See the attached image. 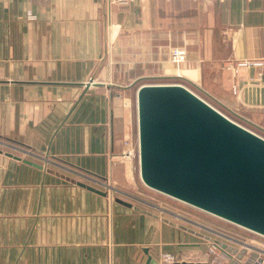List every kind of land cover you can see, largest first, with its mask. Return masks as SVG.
I'll return each mask as SVG.
<instances>
[{"label": "crops", "instance_id": "crops-1", "mask_svg": "<svg viewBox=\"0 0 264 264\" xmlns=\"http://www.w3.org/2000/svg\"><path fill=\"white\" fill-rule=\"evenodd\" d=\"M177 76L264 137V0H0V264H161L204 249L163 221L178 219L112 195L134 183L124 98Z\"/></svg>", "mask_w": 264, "mask_h": 264}, {"label": "water", "instance_id": "water-1", "mask_svg": "<svg viewBox=\"0 0 264 264\" xmlns=\"http://www.w3.org/2000/svg\"><path fill=\"white\" fill-rule=\"evenodd\" d=\"M136 115L139 177L147 188L264 237L263 137L230 120L181 84L140 85ZM5 156L20 160L9 153ZM116 202L132 207L119 199ZM196 235L235 255L236 261L230 264H251L257 258L251 253L242 262L245 248L238 250ZM146 264L158 262L148 256Z\"/></svg>", "mask_w": 264, "mask_h": 264}, {"label": "rangeland", "instance_id": "rangeland-1", "mask_svg": "<svg viewBox=\"0 0 264 264\" xmlns=\"http://www.w3.org/2000/svg\"><path fill=\"white\" fill-rule=\"evenodd\" d=\"M135 1L136 0H134L133 2ZM125 7L127 6H124L122 8H125ZM134 12L137 14L136 15L137 17L139 10L136 8ZM141 17H145V16H143L142 14ZM174 70H175L174 73L176 76L177 70H180V69H177L176 67H174ZM144 84H181V85H184L191 92L195 93L197 96L202 98L204 101L209 103L211 106L219 110L216 106L208 102V100L205 99L202 94H200L198 91L191 88L186 82L178 78H162L156 82H146ZM139 86L135 85L134 87H132L131 91L127 93L126 97L124 98L125 104L127 105L126 108L128 110V116H129L128 129H127L128 139L132 142V145L134 148V156H131L130 158L132 159V162H133L134 183L132 184L131 187H127V188L122 187L121 190L128 192L129 195H132V196H129L127 194L125 195L119 190L117 191L115 190V193H113L112 195L116 196L120 200L129 202L131 204L138 203L141 207L151 210L152 212H158V213L160 212L161 215H163L165 218H170V220L171 219L174 220L176 218L178 220L174 222L175 224L177 223L182 227H185L187 229L189 228V230H193L196 234H201L203 236H207L209 238L218 240L220 242H227L225 244L230 245L237 249H239L240 247L239 243L241 245L243 243L244 245L246 244L245 247H247V249L249 250H253V248H258L264 251V238L263 237L255 235L254 233L244 231L243 229L235 225H232L224 220L211 216L198 209H195L177 200H174L158 192H155L147 188L141 182V179L139 177L138 157L136 154V142H137L136 89ZM224 115L227 116L230 120L236 122L230 116L226 114ZM4 145L5 144H3V146H0V148L3 150H6L3 147H8V146L7 145L4 146ZM112 191L114 192V189ZM125 196H127L128 198H126ZM218 233L227 235L228 237H232L234 238L235 241L232 243H229L230 241H227V239L224 236H221ZM196 236H197V239L195 240H197V243L198 242L201 243L204 249L203 248L195 249L196 250L195 254L191 256V259H187L185 254H182L181 256H179L178 259L184 260V264H191L193 262H194L193 264H201L200 262H204L203 264H212V261L214 259L211 256V254H209L208 252V247H209L208 243L211 241L201 239L202 237L199 235H196ZM195 247H198V246H195ZM246 252L248 253L247 250ZM188 262H191V263H188ZM242 262H244V260ZM217 264H226V263H224V261L221 260V262L217 261Z\"/></svg>", "mask_w": 264, "mask_h": 264}, {"label": "built area", "instance_id": "built-area-1", "mask_svg": "<svg viewBox=\"0 0 264 264\" xmlns=\"http://www.w3.org/2000/svg\"><path fill=\"white\" fill-rule=\"evenodd\" d=\"M133 1L134 0H105V2L109 8L111 6H114V5L119 6V7L128 6ZM205 1H210V0H205ZM220 1L223 2L225 0H220ZM27 17L29 19L33 18V16L30 13H27ZM168 57H169L170 63L173 64L177 69H179V66H181L182 64H184L186 62V50H185V48H182V47L181 48L180 47L171 48L169 51ZM226 67H227V69H229V70L233 71L235 74H237L241 69H245V68H251V67L262 68L263 63L262 62H252V61H239V62L228 61V62H226ZM177 77H181V76H177ZM124 145H125L126 149L123 152V156L125 158H131V156H134V148H133L132 142L129 139H126L124 141ZM138 151H139V148H138V137H137V142H136L137 157H138ZM111 201H113L112 197H111ZM243 230L247 231L245 229H243ZM247 232H249V231H247ZM218 234L221 236H224L227 239V241H230L229 243H232L235 241L234 238H232V237H228L227 235H224L221 233H218ZM222 243H227V242H222ZM208 244H209L208 252H209V254H211V256L214 259L212 261V264H217V261L221 262V260H223L224 263H226V264H230L232 261H236L235 255H232V254L226 252L225 250L221 249L219 245H217L213 242H209ZM242 245L239 243L240 247L238 250L245 248L248 251V253L243 258L244 261L246 260V258L249 257V255L251 253H256L257 258H255L251 264H264V251H262L258 248H253V250H249V249H247V247H245L246 244L244 245L242 243ZM159 260H160L161 264H175V263H177L178 259L174 255H171L168 253H162L160 255Z\"/></svg>", "mask_w": 264, "mask_h": 264}, {"label": "bare ground", "instance_id": "bare-ground-1", "mask_svg": "<svg viewBox=\"0 0 264 264\" xmlns=\"http://www.w3.org/2000/svg\"><path fill=\"white\" fill-rule=\"evenodd\" d=\"M177 71H178L177 75H179V71H180V70H177ZM182 78H183V77H182Z\"/></svg>", "mask_w": 264, "mask_h": 264}, {"label": "trees", "instance_id": "trees-1", "mask_svg": "<svg viewBox=\"0 0 264 264\" xmlns=\"http://www.w3.org/2000/svg\"><path fill=\"white\" fill-rule=\"evenodd\" d=\"M135 85H137V86H138V84H135Z\"/></svg>", "mask_w": 264, "mask_h": 264}]
</instances>
